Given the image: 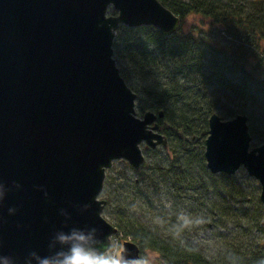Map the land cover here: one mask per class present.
Segmentation results:
<instances>
[{
  "label": "water",
  "instance_id": "95a60500",
  "mask_svg": "<svg viewBox=\"0 0 264 264\" xmlns=\"http://www.w3.org/2000/svg\"><path fill=\"white\" fill-rule=\"evenodd\" d=\"M181 22L161 0H0V264H41L73 230L95 228L89 243L109 251L118 230L103 212L108 167L124 158L140 169L142 144L169 145L163 110L136 113L115 37L144 24L171 36ZM209 131V169L244 166L264 204V142L251 147L247 113L214 112ZM123 243L127 264L141 258L137 242Z\"/></svg>",
  "mask_w": 264,
  "mask_h": 264
},
{
  "label": "trees",
  "instance_id": "16d2710c",
  "mask_svg": "<svg viewBox=\"0 0 264 264\" xmlns=\"http://www.w3.org/2000/svg\"><path fill=\"white\" fill-rule=\"evenodd\" d=\"M161 1L182 17V23L188 14H201L204 19L187 31L182 26L171 36L153 25H121L115 57L124 79L138 93L136 111L165 112L158 119L169 143L163 145L169 154L168 165L161 169L164 179L187 199L204 194L201 204L208 210L199 217L201 225L237 221L238 231L228 237L220 234L209 246L195 244L178 229L185 226L177 215L178 205L172 214L141 207L142 202L149 203L152 185L163 191L144 169L146 160L138 170L139 178L117 188L123 209L110 222L119 234L124 232L139 244L141 258L146 247L160 252L157 264H262L261 189L251 187L237 173H213L206 163L205 141L214 112L233 118L246 110L264 111V0ZM113 182L108 177L103 188L104 212L109 215ZM136 205L140 211L134 213Z\"/></svg>",
  "mask_w": 264,
  "mask_h": 264
},
{
  "label": "rangeland",
  "instance_id": "374dc122",
  "mask_svg": "<svg viewBox=\"0 0 264 264\" xmlns=\"http://www.w3.org/2000/svg\"><path fill=\"white\" fill-rule=\"evenodd\" d=\"M204 17L201 14H188L182 23L183 29L187 31L191 28V26L196 23H200ZM249 118V129L252 135V147H258V145L262 144L264 141V111L262 109H258L257 111L246 110ZM139 115H143L142 112L138 111ZM220 115L223 119L231 118L222 114ZM144 147V154L146 155V166L144 169L147 173H149V177L153 178L156 182V186L163 189V191H156V188L152 185L150 188L152 191L150 192L149 203L142 202L141 207H146L148 209H152L154 212H159L163 210V213L172 214L174 213L175 205H178L179 213L177 214L180 219H182L185 223V226L179 227L181 233L184 234L186 238L194 242L195 244H204L206 246L215 244L220 237V234L224 233L225 236L228 237V234H232L233 232L238 231L237 221L229 222L227 225V221L220 220L217 225H213L212 222L208 224V226L201 225L200 223V215L207 213L206 208H204L201 204L203 202L204 194H196L195 198L187 199L185 194L180 193L179 191L173 190L172 187L169 186L167 180L162 176L164 171H161L162 166L168 165L169 154L164 150L163 145L159 146L156 151H148V148L145 144H142ZM143 167V166H142ZM160 168V170L158 169ZM126 159L118 158L114 161L113 165L108 168L107 179L111 177L114 180L113 185L111 186V190H113L114 200L112 209L113 211L109 215L108 213H104L109 221H114L112 216H118L123 209V204L121 201L117 200L116 194L118 193L119 186H128L130 184V180L133 178H139L140 172L135 170ZM142 169V168H141ZM237 175L241 177L243 181H248L251 183V187L257 186L261 189V182L247 172L244 166H241L236 172ZM249 186V189H250ZM131 190V189H130ZM126 192L125 196H129V192ZM133 193L137 194L138 190L133 189ZM104 197L103 193L101 194ZM184 196V198L182 197ZM186 197V198H185ZM200 200V201H199ZM132 211L136 213L140 211V206L136 205L132 208ZM161 222L163 221L160 219ZM264 222V219H263ZM159 224L158 220L156 221ZM181 226V225H180ZM128 238L124 232L117 234L113 238V246L111 252L116 255H120L124 239ZM137 238V237H136ZM139 239V238H137ZM143 258L147 260L148 264H157L158 260L161 259L160 252L154 251L151 248H144Z\"/></svg>",
  "mask_w": 264,
  "mask_h": 264
},
{
  "label": "clouds",
  "instance_id": "9594fccd",
  "mask_svg": "<svg viewBox=\"0 0 264 264\" xmlns=\"http://www.w3.org/2000/svg\"><path fill=\"white\" fill-rule=\"evenodd\" d=\"M96 231L92 228L88 235L78 230H73L70 235L61 234L59 240L67 247L57 252L54 257L45 258L41 264H127V258L122 253L118 256L107 249L101 251L89 243V236H94ZM132 264L148 262L144 258H135Z\"/></svg>",
  "mask_w": 264,
  "mask_h": 264
}]
</instances>
